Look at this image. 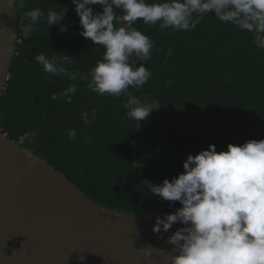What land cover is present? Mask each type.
I'll use <instances>...</instances> for the list:
<instances>
[{
  "label": "trees",
  "instance_id": "16d2710c",
  "mask_svg": "<svg viewBox=\"0 0 264 264\" xmlns=\"http://www.w3.org/2000/svg\"><path fill=\"white\" fill-rule=\"evenodd\" d=\"M67 7V31L60 25L23 38L19 25L24 13L41 8L62 11ZM94 11H102L99 5ZM119 14V11H118ZM153 41L151 58L144 66L151 78L142 88H130L142 102L159 101L144 120L138 138V158L148 180L156 185L181 174L189 154L196 155L215 145L226 151L228 144L264 140V50L253 43L251 33L219 21L208 14L190 31L160 30L138 21L134 25ZM1 30V23H0ZM79 17L72 0H26L18 9V50L5 95L0 104V122L11 141L28 131H37L35 141L23 147L47 159L93 202L107 209L137 217L174 213L165 200L153 196L135 165L136 120L126 116L129 96H99L86 81L49 77L34 57L40 52L69 55V71L86 75L103 55V48L78 33ZM171 51V55H169ZM139 65V63H138ZM54 81V85L52 83ZM77 85L72 102L51 100L70 84ZM96 110L91 125L82 111ZM77 131L75 140L68 132ZM179 207L181 205L176 202Z\"/></svg>",
  "mask_w": 264,
  "mask_h": 264
},
{
  "label": "clouds",
  "instance_id": "9594fccd",
  "mask_svg": "<svg viewBox=\"0 0 264 264\" xmlns=\"http://www.w3.org/2000/svg\"><path fill=\"white\" fill-rule=\"evenodd\" d=\"M72 4L82 29L78 34L103 48L102 58L86 75L65 67L71 63L69 55L49 57L40 52L34 60L50 78L86 81L88 89L99 96L119 97L130 88H142L151 78L144 62L151 58L154 44L134 26L138 21L154 27L158 24L161 31H190L212 14L251 33L256 47L264 50V0H72ZM6 5L16 11L26 7V0H6ZM96 5L102 11H94ZM67 12V7L50 9L46 14L41 8L27 11L19 31L28 39L40 30L41 20H46L48 29L60 25L59 31L64 33L67 25L61 22ZM9 39L16 41V32H9ZM5 50L12 51L7 45ZM77 90L75 83L70 84L53 92L51 100L71 103ZM125 108L127 118L139 122L160 105L158 100L142 102L130 95ZM81 118L85 125H91L96 110L82 111ZM38 134L25 132L18 142L31 144ZM68 136L75 140L77 131L69 130ZM183 170L160 185L145 182L153 196L181 205L174 213L157 217L153 227V232L162 236L174 224L184 225L168 237L172 255L165 260L169 264H264V140L228 144L226 151L219 152L215 145H209L208 150L189 154ZM152 249L148 245L137 251L151 256Z\"/></svg>",
  "mask_w": 264,
  "mask_h": 264
},
{
  "label": "water",
  "instance_id": "95a60500",
  "mask_svg": "<svg viewBox=\"0 0 264 264\" xmlns=\"http://www.w3.org/2000/svg\"><path fill=\"white\" fill-rule=\"evenodd\" d=\"M0 23L1 104L19 43L18 10L8 8L6 0H0ZM9 32H16V41ZM126 94L133 96L129 89ZM143 123L134 137V158L150 182L138 158ZM167 202L174 211L180 208ZM167 214L137 217L93 202L47 159L11 141L0 122V264H169L165 257L173 246L166 241L184 225L174 224L162 236L154 233L156 218ZM148 245L151 256L137 251Z\"/></svg>",
  "mask_w": 264,
  "mask_h": 264
}]
</instances>
